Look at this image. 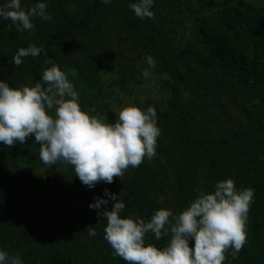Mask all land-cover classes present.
I'll return each instance as SVG.
<instances>
[{
    "label": "trees",
    "instance_id": "16d2710c",
    "mask_svg": "<svg viewBox=\"0 0 264 264\" xmlns=\"http://www.w3.org/2000/svg\"><path fill=\"white\" fill-rule=\"evenodd\" d=\"M42 2L51 19L33 17L31 30L0 19V80L47 87L43 71L58 66L82 111L115 123L126 106L153 107L160 135L151 160L92 189L70 165H45L34 135L0 143V250L23 264H127L104 239L107 220L89 208L105 189L124 202L122 218L149 222L161 208L179 215L201 191L231 179L254 197L246 242L235 257L228 248L222 264H264V0H155L154 17L143 20L129 8L135 0ZM30 44L40 54L15 66L13 56ZM147 55L155 68L145 78ZM170 239V231L159 240L145 234L160 249Z\"/></svg>",
    "mask_w": 264,
    "mask_h": 264
},
{
    "label": "clouds",
    "instance_id": "9594fccd",
    "mask_svg": "<svg viewBox=\"0 0 264 264\" xmlns=\"http://www.w3.org/2000/svg\"><path fill=\"white\" fill-rule=\"evenodd\" d=\"M110 4L112 0H101ZM155 0H135L129 8L140 19H152ZM46 2H37L25 10L21 0H5L0 5V19L11 20L18 31L34 28L33 17L47 21ZM41 48L30 44L13 56L19 67L25 57H36ZM147 78L155 68L152 56L144 57ZM43 84L34 87L10 88L0 80V143L8 147L17 142L24 144L34 135L40 145V159L45 165L63 162L70 165L83 185L92 189L97 183H113L131 167H138L145 157L156 155L157 114L153 107L146 111L129 105L118 113L115 123H105L97 116L81 110L79 95L58 66L46 68L41 77ZM53 114H49L52 110ZM106 198L96 197L89 205L101 219L107 220L104 239L127 264H222L228 248L233 257L246 242L245 225L254 190H237L231 179L217 182L213 193L201 191L179 215L161 208L149 222L137 217L122 218L124 202L119 194L105 189ZM113 202L111 210L107 205ZM100 219V220H101ZM167 226V227H166ZM162 230L171 232L170 242L163 249L145 244V234L161 239ZM89 235L95 236L94 229ZM194 241L190 247L189 242ZM0 264H23L20 257L0 250Z\"/></svg>",
    "mask_w": 264,
    "mask_h": 264
},
{
    "label": "rangeland",
    "instance_id": "374dc122",
    "mask_svg": "<svg viewBox=\"0 0 264 264\" xmlns=\"http://www.w3.org/2000/svg\"><path fill=\"white\" fill-rule=\"evenodd\" d=\"M191 22L192 21H190V22H188L187 23V27H189L190 25H191ZM105 75L106 76H108L109 78H110V80H113L114 79V72L113 71H109V70H106V72H105ZM145 85H143V88H142V90H149L151 87H153V83H149V84H146V83H144ZM142 87V86H141ZM140 89L139 88H137V91H139ZM151 90V89H150ZM119 110H121V109H119ZM104 117H105V115H103L102 114V119H104Z\"/></svg>",
    "mask_w": 264,
    "mask_h": 264
}]
</instances>
